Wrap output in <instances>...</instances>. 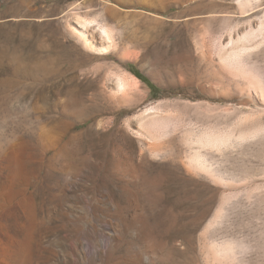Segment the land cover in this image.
Segmentation results:
<instances>
[{"label": "rangeland", "instance_id": "rangeland-1", "mask_svg": "<svg viewBox=\"0 0 264 264\" xmlns=\"http://www.w3.org/2000/svg\"><path fill=\"white\" fill-rule=\"evenodd\" d=\"M158 1L0 0V172L19 143L25 264H264V0ZM236 125L256 138L198 142ZM21 221L0 210V244Z\"/></svg>", "mask_w": 264, "mask_h": 264}, {"label": "bare ground", "instance_id": "bare-ground-1", "mask_svg": "<svg viewBox=\"0 0 264 264\" xmlns=\"http://www.w3.org/2000/svg\"><path fill=\"white\" fill-rule=\"evenodd\" d=\"M153 3H157V2L154 1ZM157 5L159 7L158 3ZM104 32L106 33V31ZM214 119H217L218 122L219 117H214ZM243 127L244 126H240V125L238 126V129L241 130L238 136L232 137V134L219 133L215 136H210V135L204 136V139H201L198 142L200 143L201 147L212 146L216 149H220L222 145H226L228 143L232 145L233 144L232 138L239 140L242 138L245 139L246 136H253L256 138L258 133L257 130L250 131L249 133L245 134V132L242 131ZM244 139H242V141ZM260 143L263 144L264 142L261 141ZM11 147L12 148H11L10 156L5 158L7 160L8 170H6V172H2V173L0 172V210H3L4 208H10L12 205H15L18 211H20L23 214L25 221L19 222V225L21 226V234L19 236H15L14 238H9L7 242L0 244V264H25L26 255L28 254L33 239L32 218L34 219V214H35L34 203H33L34 201L24 196V189L27 181L24 178L25 176L22 175V172L18 171L19 170L18 156L21 146L19 147V143L14 142L11 144ZM175 149L178 151V153L181 152V148L179 147V145H177ZM199 157L200 156L197 155L195 159L193 158L196 162V164H192L195 166L194 168L198 167V169L209 171L210 170L209 167ZM262 174L264 175V170L262 171ZM262 193L263 194L259 195V197L262 200H264V192ZM261 239H262L261 242L262 241L264 242V237H262ZM232 251H233L232 249L231 250L229 249L227 251L229 252V254L227 253L228 255H226L225 257L220 256L218 258V262L222 264H238L236 257L234 253H232ZM256 260H263V256L259 254Z\"/></svg>", "mask_w": 264, "mask_h": 264}]
</instances>
